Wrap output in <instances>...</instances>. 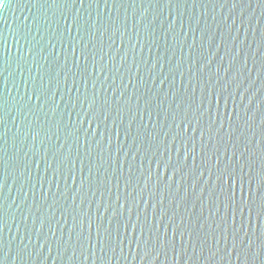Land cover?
<instances>
[{
  "label": "water",
  "instance_id": "water-1",
  "mask_svg": "<svg viewBox=\"0 0 264 264\" xmlns=\"http://www.w3.org/2000/svg\"><path fill=\"white\" fill-rule=\"evenodd\" d=\"M0 66L2 234L13 250L29 237L36 248L6 264L264 262L236 247L247 237L233 240L231 209L223 224L215 181L217 158L221 167L250 158L261 168L264 0H6ZM25 160L36 162L30 181L21 178ZM255 201L243 222L258 247L264 217ZM98 226L115 252L101 251ZM141 228L157 249L147 259L129 250ZM81 229L95 248L85 239L88 250L71 260L63 249Z\"/></svg>",
  "mask_w": 264,
  "mask_h": 264
},
{
  "label": "snow or ice",
  "instance_id": "snow-or-ice-1",
  "mask_svg": "<svg viewBox=\"0 0 264 264\" xmlns=\"http://www.w3.org/2000/svg\"><path fill=\"white\" fill-rule=\"evenodd\" d=\"M53 3H59L63 2L65 4L69 3V0H52ZM72 4L76 3V0H70ZM80 4L83 5L84 0H79ZM45 3H47V0H45ZM6 5V0H0V9H3ZM65 20H67V17H65ZM70 31V29H69ZM73 53H75V47H73ZM5 69L0 66V74ZM51 90L49 88H41V94L47 95ZM31 100V97L28 98ZM37 99H39V96H37ZM95 104V98H93L92 102L89 104V108L92 109L93 105ZM201 106H203V100H201ZM6 111V105L5 102L0 98V127L5 126L4 121V113ZM23 111V109H21ZM87 116V112H86ZM95 119H99V116H96ZM105 120H107V116L104 117ZM89 124V129L92 127V121L89 119L87 120ZM83 123V121L81 122ZM215 123V121H213ZM221 128H223V124L221 123ZM187 130V128H185ZM39 135L37 132L36 135H34L32 138L33 140L36 139V137ZM3 138L2 133H0V139ZM5 150L2 144H0V264H6V262H9L13 258H24V256L31 257L34 252H36V248L34 246H31V239L29 237V244L24 243V239H20V244L16 246L15 250L11 248L12 241H8V244H5V240L3 237V227L5 226V219L3 216V203H2V192L3 188L5 187L6 180H5V171L7 164L4 160ZM243 155V154H242ZM25 157L28 156V153L24 154ZM19 163L23 164L24 171L21 172V178L25 176V173H27V177L31 178V164L36 163L35 161H21ZM19 163L16 165L19 167ZM222 161L220 158H217V167H216V186L219 188L220 195L224 197V208H225V216L223 218V224L227 225L228 223V216L227 211L231 209V216H232V231H233V240L237 237H239L241 231L244 232V236L247 237V245L245 246V240L240 239L239 245L236 246L239 248L240 251L244 252V254L251 255L253 257H261L264 256V239L261 240V243L258 247L254 246V241L251 239L250 236H248V232L244 229V210L247 208L248 210V216L249 221L252 216L254 207L256 205L255 196L258 194L260 198V203L258 206V211L256 212L257 216L264 217V156L261 157V168L259 172H256L253 163L250 158L245 159V162L243 164L240 163L239 159L236 162V165L232 164H224L223 167H221ZM37 168L39 167V164H36ZM50 167V166H49ZM245 167L248 168L247 171H245ZM203 175V173H201ZM150 178V177H149ZM83 183V182H82ZM33 187H35L33 185ZM41 187L43 185L41 184ZM94 194V193H93ZM239 195V206L237 202V196ZM75 199V198H74ZM217 199H219V196H217ZM121 208L124 207V205H120ZM219 210V209H218ZM107 211V209H105ZM130 211V209H129ZM237 212L240 214V220H237ZM122 215V213H121ZM91 227V225L89 226ZM137 225L135 223L131 224V233L135 234ZM219 228L220 225H217ZM225 233L227 232V228L224 229ZM149 232L151 233V228H149ZM158 232V229H157ZM125 233H129V227L128 225H125ZM144 236V229L141 228L139 235H133L132 239L129 240V250L136 251L137 249V255H140V253H143V258L147 259L148 257H151L153 253L157 252L155 244L151 243L152 236L149 235L147 239H142ZM166 236V233H165ZM179 237L181 241H183L184 232H179ZM227 239V236L224 237ZM88 239V243L90 248H95V245L92 244L91 237L85 238L83 231H79L76 234V243H71V236L69 238L68 247H64L63 249V255L68 253L69 249H71V255L69 256V259L71 260H77L79 257L77 256V248L80 250V253L82 256H84L85 251L88 249H85L84 240ZM157 242H159V237H157ZM97 243L99 244L101 251L104 252L105 249H110L112 252H115V248L112 247V238L111 233L105 229L104 233L102 234L99 230V226L97 229ZM124 241L121 240L120 244L123 245ZM218 243V241H217ZM133 244H135V248H133ZM171 245L173 248V251L176 249V233H173V237L171 238ZM44 244L39 245V248L41 251L37 253V255L42 254V250L44 248ZM8 247V251H5V248ZM227 250V249H225ZM13 251L15 252V256H12ZM186 251V249H185ZM49 252H51V249L49 248ZM59 252V248H58ZM121 252H123V247H121ZM94 255V251L91 253ZM87 258V257H85ZM264 264V262H262Z\"/></svg>",
  "mask_w": 264,
  "mask_h": 264
}]
</instances>
